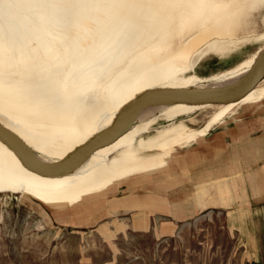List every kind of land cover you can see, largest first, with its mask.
<instances>
[{"label": "bare ground", "instance_id": "1", "mask_svg": "<svg viewBox=\"0 0 264 264\" xmlns=\"http://www.w3.org/2000/svg\"><path fill=\"white\" fill-rule=\"evenodd\" d=\"M263 4L0 0V124L39 160L57 165L115 124L151 88L227 83L252 71L264 44L247 61L219 75L186 74L206 55L225 53L238 35L264 40V31L251 29L253 12ZM263 98L264 78L239 100L149 105L128 131L65 175L34 171L0 138V192L22 193L58 213L73 212L121 185L134 188L155 181L169 175L170 167L180 171L186 158L198 157L201 150L178 157L176 146L200 139L237 107L252 109ZM205 108L214 112L199 128L176 121ZM161 119L169 123L157 127Z\"/></svg>", "mask_w": 264, "mask_h": 264}, {"label": "rangeland", "instance_id": "2", "mask_svg": "<svg viewBox=\"0 0 264 264\" xmlns=\"http://www.w3.org/2000/svg\"><path fill=\"white\" fill-rule=\"evenodd\" d=\"M252 19L253 33L263 32L264 4ZM237 37L225 53L206 55L186 74L219 75L264 44ZM251 107L248 112L237 107L200 139L176 146L178 157L201 150L198 157L186 156L180 171L170 167L169 175L155 181L121 185L73 212L58 213L22 193L0 192V264H249L229 220L232 207L216 199V188L234 193L237 174L231 170L238 162L253 155L264 163L262 128L248 127L264 118V98ZM213 112L205 108L176 121L199 128ZM168 123L161 119L156 126Z\"/></svg>", "mask_w": 264, "mask_h": 264}, {"label": "water", "instance_id": "3", "mask_svg": "<svg viewBox=\"0 0 264 264\" xmlns=\"http://www.w3.org/2000/svg\"><path fill=\"white\" fill-rule=\"evenodd\" d=\"M262 50L259 57L260 61L256 67L233 81L221 84L191 85L187 88L154 87L143 92L128 106L115 124L93 136L62 161L59 160L61 162L58 161L59 164L57 165H49L39 160L32 148L16 136V134L2 127L1 124L0 138L19 152L25 164L34 171L43 175H65L82 164L96 149L114 142L123 133L128 131L143 109L149 105L226 103L239 100L264 78V49Z\"/></svg>", "mask_w": 264, "mask_h": 264}, {"label": "crops", "instance_id": "4", "mask_svg": "<svg viewBox=\"0 0 264 264\" xmlns=\"http://www.w3.org/2000/svg\"><path fill=\"white\" fill-rule=\"evenodd\" d=\"M250 125L252 130L257 126L262 128L259 141L263 140L264 118L257 117L255 121L248 123V127ZM254 141L256 140L249 143ZM252 156L243 160L244 162H238L231 170L237 174V177L234 176L236 186L232 183L234 193H229L226 186L218 187L216 199L221 198L224 204L232 207L229 220L232 227L238 230L246 262L264 264V163L260 162V157L255 160Z\"/></svg>", "mask_w": 264, "mask_h": 264}]
</instances>
